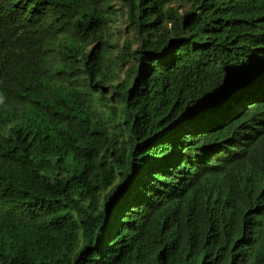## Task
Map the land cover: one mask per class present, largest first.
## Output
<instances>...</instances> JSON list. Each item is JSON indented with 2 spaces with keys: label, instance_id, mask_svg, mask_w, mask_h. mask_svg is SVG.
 I'll return each mask as SVG.
<instances>
[{
  "label": "trees",
  "instance_id": "obj_1",
  "mask_svg": "<svg viewBox=\"0 0 264 264\" xmlns=\"http://www.w3.org/2000/svg\"><path fill=\"white\" fill-rule=\"evenodd\" d=\"M0 264H264V0H0Z\"/></svg>",
  "mask_w": 264,
  "mask_h": 264
},
{
  "label": "rangeland",
  "instance_id": "obj_2",
  "mask_svg": "<svg viewBox=\"0 0 264 264\" xmlns=\"http://www.w3.org/2000/svg\"><path fill=\"white\" fill-rule=\"evenodd\" d=\"M115 3H116V5H118L119 4V0H115ZM121 27H123L122 24H121L120 28ZM125 40H126V37L123 38L122 42H125Z\"/></svg>",
  "mask_w": 264,
  "mask_h": 264
}]
</instances>
